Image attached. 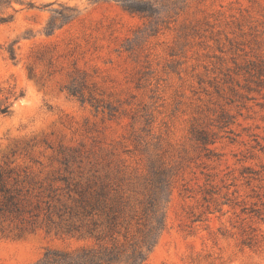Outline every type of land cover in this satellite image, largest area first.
<instances>
[{"label":"rangeland","instance_id":"obj_1","mask_svg":"<svg viewBox=\"0 0 264 264\" xmlns=\"http://www.w3.org/2000/svg\"><path fill=\"white\" fill-rule=\"evenodd\" d=\"M1 14L0 172L32 211H0V264L88 245L45 201L94 170L132 201L158 197L143 264H264V0H13Z\"/></svg>","mask_w":264,"mask_h":264},{"label":"trees","instance_id":"obj_2","mask_svg":"<svg viewBox=\"0 0 264 264\" xmlns=\"http://www.w3.org/2000/svg\"><path fill=\"white\" fill-rule=\"evenodd\" d=\"M12 2L0 0V8L11 7ZM10 19L11 15L1 14L0 24ZM8 52L14 59L11 47ZM62 180L63 192L53 193L52 202L45 201V217L66 234L88 240L89 244L73 252H46L33 264H143L164 228L158 197L148 194L132 201L129 194L111 188L109 176L97 170ZM15 183L10 184L0 172V211L31 212L28 199L20 196ZM34 207L38 208V203ZM32 215L38 217L39 212Z\"/></svg>","mask_w":264,"mask_h":264}]
</instances>
